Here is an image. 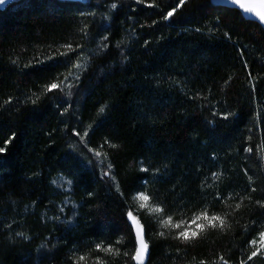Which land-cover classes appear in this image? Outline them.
I'll list each match as a JSON object with an SVG mask.
<instances>
[{
    "label": "trees",
    "instance_id": "obj_1",
    "mask_svg": "<svg viewBox=\"0 0 264 264\" xmlns=\"http://www.w3.org/2000/svg\"><path fill=\"white\" fill-rule=\"evenodd\" d=\"M107 2L122 7L109 13L106 0H11L7 9L0 8V104L13 98V104L0 111V147L7 149L6 155H0V163L6 164L0 171V223L15 221L12 229L0 228V264H73L80 255L85 256L80 264H97V260L100 264H135L131 260L133 237L124 213L137 212L133 196L144 187L141 177L147 180L153 203L159 202L176 221L181 211L187 218L206 203L210 214L233 212L241 198L251 196L252 204L244 199L241 210L229 217L230 230L209 229L194 246L173 239L176 230L161 228L159 214L137 212L152 247L151 264H199L201 260L219 264L221 255L229 264H239L252 250L249 241L264 230V217L254 204L264 195V79L256 81L253 93L242 64V59L247 60L253 75L264 77V32L235 10L222 11L227 8L215 0H196L187 11L177 12L173 21H180L173 26L161 23L154 28L148 25L160 16L153 9L131 0ZM155 2L167 9L177 0ZM90 11L96 13L95 18L87 14ZM105 15H111L112 22L104 20ZM217 16L219 25L215 24ZM84 24L90 25L91 35L97 38L86 46L90 50L85 60L98 50L102 35L109 36L111 58L105 53L93 60L80 89H73V107L60 115L63 108L56 105L67 98L43 96L42 86L50 78L27 76L34 69L23 65L34 56L54 55L65 42H75ZM225 31L233 41H226ZM146 40L149 43L144 47ZM117 42L119 49L114 47ZM59 71L66 73L67 69ZM230 77L231 83L222 90ZM195 94L207 99L194 101L190 97ZM38 96L33 106L31 100ZM102 104L108 105L105 116L98 114ZM198 104L205 107L200 109ZM216 110L235 115L222 121L211 115ZM104 119L107 122L98 130L93 128L95 134L89 132L86 142L107 153V159L101 157L103 165L112 163L123 197L111 181L100 178L101 165L83 162L85 156L96 158L77 144L78 137L70 135L73 128L82 134ZM211 120L216 123L210 138L206 129L213 127ZM13 132L16 140L5 144ZM104 137L120 145L119 149L101 148ZM248 147L252 153L246 151ZM213 152L215 161L211 160ZM141 160L149 173L139 171ZM157 168L159 173L153 175ZM245 169L253 178L251 185ZM218 170L223 177L216 182L212 173ZM250 187L257 192H250ZM214 191L221 197L230 191L231 207L213 201ZM89 192L94 196L89 198ZM62 202L67 205L64 213L59 212ZM73 212L78 213V225L72 232L68 225L52 219H71ZM16 232L32 239L24 240ZM94 243L110 244L114 253H98ZM71 245H75V257ZM249 264H264V260L257 258Z\"/></svg>",
    "mask_w": 264,
    "mask_h": 264
},
{
    "label": "snow or ice",
    "instance_id": "obj_2",
    "mask_svg": "<svg viewBox=\"0 0 264 264\" xmlns=\"http://www.w3.org/2000/svg\"><path fill=\"white\" fill-rule=\"evenodd\" d=\"M137 6H143L145 9H153L159 16L160 19H152L151 24L148 25L149 28H154L157 24L163 23L167 27L173 26L175 22H179L180 18H177L176 21H173V18L176 17V14L179 10L184 9L185 11L188 8L193 7L196 4V0H177V3L173 5H169L167 9L158 5L155 0L152 2H148V0H131ZM11 0H0V7L7 9L10 6ZM223 3L226 5H230L231 8L222 9V11H232L235 10L236 15L243 14L245 16H252L254 17L260 26L261 32H264V0H223ZM105 7L108 9L109 13L115 12L118 8L122 6L116 2L108 3L106 0ZM135 11V9H132ZM90 17L95 18V12H88L87 13ZM147 15V13H145ZM104 20L112 22L113 18L111 15H105L103 17ZM221 23V19L219 16L215 17V24L219 25ZM140 27H144L143 24ZM90 25L84 24L79 29V36L75 42H65L61 44L60 48L55 49V54H47L46 59L40 56H34L32 61L27 62L23 65L24 69H34L32 72H27L25 75L32 76V75H41L50 78V82L43 84V96L47 97L49 100L54 99L56 95L62 94L65 99L63 103L57 104L56 107L63 108L59 114L64 115L68 109L73 107L71 98L73 96V89H80L81 80L83 74L89 70V67L92 66V62L97 57H100L102 54L107 53L109 58H111V53H109V48L112 46L109 42L108 35H102L99 37V43L97 45V49L93 52L92 55L87 56L86 60V53L90 49H87L86 46L95 42L97 39L93 37L89 31ZM101 32L105 31V29H101ZM107 31H111V29H107ZM131 31V29H128ZM197 32L200 31L199 28L196 29ZM226 41H233V36L229 31H225L223 34ZM162 39V37H161ZM149 41H145L144 47L148 46ZM234 44L236 42H233ZM115 48H121V44L117 42L114 45ZM247 45H244V48H247ZM63 49V51H61ZM239 55L243 58L244 50L241 49L239 51ZM121 56H123V52H121ZM126 57L121 62L126 61ZM85 61V62H81ZM11 63L13 65L17 64L16 60H12ZM242 64L244 69L247 72L248 82L251 86V91L253 93L256 92V81L259 79H264L261 77L260 74L253 75L252 69L247 60L242 59ZM67 69V72H60V68ZM73 70H77L76 74L73 76ZM231 83V77L224 81L222 85V90L226 89L227 86ZM211 93V89L208 90ZM53 94V95H49ZM194 101L198 100H206L207 98L204 96H200L199 94L192 95L190 97ZM40 97H36L35 99L31 100V104L33 106L37 105L38 100ZM210 103V101H208ZM13 104V98L9 96L6 98L2 104H0V111H4L8 105ZM200 109L205 107L204 104L197 105ZM214 107V106H213ZM108 108L107 104H102L98 106V114L101 116L106 115V109ZM213 117H219L222 121H228L230 117L234 116L235 114L231 111L220 112L219 110L213 111L211 113ZM257 119H259V114H257ZM106 119L101 120L100 123L96 125H89V127L83 131L81 134L80 131L73 128L70 132V135L73 137H78L79 140L77 144H83L84 148L87 149V152L91 154L92 157H95L96 160L89 158L87 156L83 157V162L86 163L88 166H94L96 164L101 165L100 167V178L102 180L106 179L111 181L115 187V190L120 194L121 197L124 196V193L120 189V182L116 179L114 175V168L111 162H109L106 166L103 165V159H107V153L98 151L94 148L88 146L86 142V138L89 136V132H92L94 135L95 132L93 128L98 130L100 127L106 123ZM215 120L209 121V124L213 127L211 129H206L209 131L210 138L211 134L215 131ZM16 140L15 132L12 133L11 137L4 141L5 144L11 145L13 141ZM251 140V137H249ZM107 145L110 149H119L120 145L112 143V141L108 137H104L103 143L100 145L103 148ZM76 148L73 147V151ZM248 153L253 152L252 147H248L246 149ZM7 149L5 147H0V155H6ZM77 155H81V153H77ZM103 157V159H101ZM217 159L215 153L213 152L211 155V160L215 161ZM139 171L142 173H149L150 169L144 166L143 160L140 162ZM6 166L4 163H0V171ZM159 173V169H155L153 171V175ZM244 174L248 176L247 169L244 170ZM223 177V172L221 170L215 171L212 173V179L216 182H219ZM143 180V185L141 189L137 190L133 199L137 203V212L140 210H144L147 212L157 213L159 214L158 223L161 228H169L175 229V235L172 236L173 239L179 241L185 245H195V243L202 238L201 234L206 233L209 229L216 230L219 229L221 232H226L232 228V224L229 223V217L232 216L233 212H239L242 208L244 203V199H247L250 204L253 203L251 196H246L240 199L239 203H236L233 212H224L223 214H216L209 212V205L206 203L199 211L194 212L190 217L185 218L183 216V212H180L181 219L176 221L174 217L170 213L165 212V208L160 206L159 202L153 203V195L149 194L146 190L147 180L141 177ZM55 183V181H52ZM249 185L253 183L252 176H248ZM69 185H71L72 181H67ZM203 188V185H201ZM211 187V186H209ZM250 192L255 193L257 192L256 187H250ZM88 197L91 198L94 196V193L89 192ZM213 201H220L226 207H231L228 204L229 200L233 199L232 193L229 191L224 197H221L219 191H214L212 193ZM255 206L260 209L258 215L264 217V195H262L259 199L254 201ZM66 203L62 202V206L59 207V212L64 213ZM34 208L35 205H32ZM74 208L80 207L78 205H73ZM183 206L181 205V208ZM134 212L133 210H126L124 213L125 222L128 225V229L133 237V247L134 251L131 255V260L135 262V264H151V256H152V247L149 243V239L147 237L145 224L142 222L141 217ZM78 215L77 212L72 213L71 219H61L59 216L52 217L53 220L59 222L61 225H68V232H72L78 225V221H76V216ZM98 215H103V213H98ZM13 223H0V228H7L12 229ZM252 224H256V220L251 221ZM101 227L103 224L101 223ZM247 231V228H245ZM17 236L23 237L24 240L30 241L32 239L31 236H26L24 232H16ZM160 236L164 237L165 233L163 231L160 232ZM49 242H51L52 238H48ZM65 243H67L65 239ZM117 244L120 243L119 240L116 241ZM249 245L251 247L250 254L247 255L246 259H241L239 264H249V262H254L257 258L264 260V230L258 231V236L253 238L249 241ZM45 245H41V248H44ZM53 248L56 247V243H53ZM72 248V256L75 257V245L70 246ZM52 249H49L51 251ZM94 251L98 253H114L113 247L109 244L105 246L103 243H94ZM118 254V253H115ZM125 256H128V253H124ZM85 260V256L80 255L78 258L73 259V264H80L81 261ZM97 264H100V261L97 260ZM199 264H208L207 261L201 260ZM215 264V262H214ZM219 264H229V261L224 258L223 255L219 257Z\"/></svg>",
    "mask_w": 264,
    "mask_h": 264
},
{
    "label": "water",
    "instance_id": "obj_3",
    "mask_svg": "<svg viewBox=\"0 0 264 264\" xmlns=\"http://www.w3.org/2000/svg\"><path fill=\"white\" fill-rule=\"evenodd\" d=\"M215 2H216V4L217 5H219V6H222V7H225V8H231V6L230 5H226V4H224L223 3V0H215ZM243 15V14H242ZM246 19H249V20H251V21H254V22H256V23H258V21L254 18V17H252V16H245V15H243Z\"/></svg>",
    "mask_w": 264,
    "mask_h": 264
},
{
    "label": "rangeland",
    "instance_id": "obj_4",
    "mask_svg": "<svg viewBox=\"0 0 264 264\" xmlns=\"http://www.w3.org/2000/svg\"><path fill=\"white\" fill-rule=\"evenodd\" d=\"M0 8H2V7H0ZM64 183H65V179H63V180L61 181L60 186L64 185Z\"/></svg>",
    "mask_w": 264,
    "mask_h": 264
}]
</instances>
